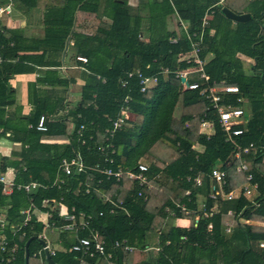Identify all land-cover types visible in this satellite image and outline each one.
<instances>
[{"label":"trees","instance_id":"trees-1","mask_svg":"<svg viewBox=\"0 0 264 264\" xmlns=\"http://www.w3.org/2000/svg\"><path fill=\"white\" fill-rule=\"evenodd\" d=\"M18 2L29 10L35 0ZM57 2L78 7L77 14L68 18L60 11L57 21L46 15L44 40L64 38L72 28L73 45L68 50L74 53L73 57L86 58L85 64L77 63L83 84L78 102L68 108L64 99L73 79L63 77L55 69L46 72L41 82L49 89L42 98L33 95V109L26 118L20 116V108L14 105L13 92H7L6 83L8 76L32 68L25 64V57L16 63H0V138L8 134V139L19 144L18 151L11 153L17 159L0 158V173L10 168L15 172V184L33 181L49 187L30 194L36 209L49 213L45 223L31 216L20 227V212L27 208L28 197L15 190L4 196L0 184V216L8 220L0 230L5 240H0V264H24L23 246L30 238L35 240L28 244L27 264H47L43 246L35 238L41 232L44 242L55 248L50 257L54 264H78V253L68 249L86 233L62 231L63 222L53 210L39 206L43 199H54L67 209L73 207L75 213L93 215L91 226L110 257H85L81 264H264V245L258 246L264 243V0H222L221 5L219 0L139 2L147 11L143 33V19L132 14L125 0H49L48 4ZM223 7L234 14H248V21L234 23L225 19L220 14ZM170 16L177 19L176 31L165 30V18ZM204 16L206 24L201 26ZM56 22L58 26L63 24L60 28L64 31H56ZM201 28L197 58L203 62L201 68L209 84L218 88L235 86L239 92L224 95L219 102L243 109L241 123L232 127L240 130V135L232 136V143L240 147L251 144L254 152L237 159L233 157L234 144L225 139L209 100L199 95V90H182L175 75L194 67L193 63L180 60L192 51L188 35H198ZM14 36L11 31L0 30L1 58L14 56L15 47H7ZM140 37L146 42H139ZM192 39L198 40V36ZM56 51L57 57L63 54V42L57 49L44 45L40 54L42 67L59 66L46 61ZM65 52L61 54L64 57ZM144 79L146 83H142ZM238 96L243 103L236 102ZM122 109L130 118L114 128L113 122ZM59 110L60 115L49 121V116ZM40 116L44 117L43 132L35 129ZM201 122L212 124V128L203 129L206 135L199 132ZM107 143L114 149L112 154L96 150L105 148ZM195 145L202 150L196 151ZM77 155L87 166L99 163L111 171L120 167L124 174L118 182L89 171L66 177L59 164ZM138 163L147 165L142 173L146 178L142 187L127 177L128 172L137 174ZM239 166L246 170L236 172ZM213 168L225 175L223 193L234 191L235 195L231 200L219 198L216 213L204 218L202 213L213 207L207 198ZM197 175L201 185L194 187L192 180ZM246 175H251L249 182L256 185L251 200L240 190L247 182ZM56 177L60 184L55 182ZM84 182L94 187L89 195L82 192ZM77 188L80 193L75 191ZM108 196L115 203L120 202L124 211L115 209L109 215L108 207L101 203ZM175 205L187 208V215L179 213ZM227 211L232 215H227ZM98 212L102 216L98 217ZM196 215L199 220L194 224ZM175 220H187V228L175 226ZM14 226L24 233L23 237L12 235ZM151 235L156 239L155 252L144 250ZM114 242L123 243L113 249ZM14 245L17 251L7 262L10 257L6 251ZM35 250L40 253L38 258L32 257ZM150 253L152 259L147 257Z\"/></svg>","mask_w":264,"mask_h":264},{"label":"built area","instance_id":"built-area-1","mask_svg":"<svg viewBox=\"0 0 264 264\" xmlns=\"http://www.w3.org/2000/svg\"><path fill=\"white\" fill-rule=\"evenodd\" d=\"M218 3L219 4L222 3V0H219ZM7 11H8V7H5L4 9H0V13L7 12ZM205 24H206V16H204V18L201 20V26ZM184 27L185 25L182 26V28ZM202 28L200 32L198 33V35H195V34L188 35L187 38L189 39V42L191 44L192 51H191V54H188L187 56L181 58L180 60V61L184 60V62L186 63L191 62L194 64V67H190L188 70L176 72L175 75L179 79L183 78L184 82L182 83L180 82L182 90H188V91L199 90V95L204 96L206 99L209 100V103H211L212 109L215 110L216 112L219 126L222 132L226 136L225 139L228 142L232 143V136L240 135V130H233L232 127L241 123L243 109L241 106H231L225 101L223 102V105H220L219 102L222 101L221 99L222 96L238 95L239 92H238L237 87L235 86H223V87L218 88V87H214L213 83L209 84L208 78L201 68L203 65V62L197 58V52L199 51V45L201 44L200 40H201V35H202ZM197 36H198V40L192 39ZM172 42H174V40ZM75 61L81 64H85L86 58L80 55H76ZM1 62H2V59L0 58V63ZM164 73H166V70H164ZM191 73L198 74L199 82L190 83L187 81V75ZM146 81L147 80L144 79L142 80V83H146ZM184 83L186 84V86L184 85ZM236 102L239 104L243 103V98L238 96V98L236 99ZM124 104L125 103H123V105ZM129 118H130L129 113H127L125 109H122L120 112V117L113 122V127L117 128L121 126L123 120H127ZM206 128L207 129L212 128V124L201 122L200 127H199V132L202 133L203 129H206ZM35 129L40 132L45 131L43 116H40L38 118ZM81 129L82 128H80L79 131ZM79 131L77 132V134L80 137L81 134ZM203 134L206 135L205 131L203 132ZM109 137H111L110 134H109ZM232 144H234L233 157L235 159H237L239 155H248L254 152V148L251 144H249L248 146H244V147L237 146L235 143H232ZM96 150L99 152H104L105 150H107L110 154L114 152V149L111 143H107L105 148L97 147ZM108 162L110 163V160ZM262 163H264V155L262 157ZM59 167L62 170V173L66 177L75 175V174L78 175L79 173H84V172L87 173V171H89L91 173H95L99 176L104 177L105 180L113 179L115 182H118L124 174L120 167H117L116 171H111L109 168L101 167L99 163L98 164L93 163L91 166L89 165L87 166L83 162V159L80 158L78 155L69 160H66V159L61 160ZM136 169H137V172H136L137 174H132L131 172H128L127 177L131 180H135L137 182L138 187H142L145 184V180H146V178L143 176L142 173L146 171L147 165H145L144 163H138ZM245 170H246L245 166H239L236 169V172L238 171L243 172ZM11 176L12 177H10L9 179H5L4 175H0V184H2L1 192L4 195L9 196L12 193V191L15 190V191H21L26 196H29L30 194L37 191L38 189H42V190L49 189V187L43 186L33 181L28 182L26 184H15V182L13 181L14 175L12 174ZM224 176H225L224 173L218 170L217 168L211 169L209 173V179H210L209 190L210 191H209L207 198H209L213 202V207L209 212H203L202 217L207 218L216 213V205H217V201L219 198H222L224 200L233 199L235 195L234 191L227 193V194H224L222 191L221 187H222V184L224 183L223 181ZM250 180H251V175H246L247 182L240 189L242 192V195L248 200L252 199L251 197L253 196L255 189H256V185L250 184L249 182ZM88 181L91 182V180L89 179ZM97 181L98 183H95L96 185L99 184L100 180H97ZM55 182H58V184L61 183V181L57 177L55 179ZM192 183L194 187L201 185V180L198 175L193 178ZM90 189H94V187H91L90 183L84 182V188H82L83 194L89 195ZM75 191L77 193H80L79 188H77ZM188 194L189 192H186L185 196L187 197ZM136 195L137 197H140L141 194L137 193ZM60 200L61 199L59 198V201ZM101 203L108 207L107 213L109 215L114 214L115 209L124 211L120 202L115 203L113 198H110L109 196L103 198ZM39 206L42 208L48 206L50 209L53 210L55 216L59 220H61V222H63L61 226L62 231H65L66 233H69V234H75V235L76 233H79V232L86 233L82 238H79L74 243H72L68 249V251L70 252L78 253V258H79L78 264H81L85 257H88V258L97 257L98 259H102V260L109 259L110 253H108L105 250L104 242L99 239L96 232L94 231V228L91 226L93 222L92 214H86L82 212L75 213L73 207H70L67 209L63 205L55 202L54 199L53 200L43 199L40 201ZM175 208L178 209V212L182 213L184 216H186L188 213L187 208H185L183 205H175ZM34 212H38V211H36V207L34 203L32 202V200H30L28 202L27 208L24 210H21L20 212L21 215L23 216V221L20 227L25 226L28 223V221H30V217L31 215H33ZM48 214L49 213L46 212V213H43L42 215L47 218ZM226 214L232 215L230 211H227ZM97 216L98 217L102 216V213L98 212ZM198 220H199V216L196 215L194 217V224H196ZM178 221L180 220H175V222H178ZM38 222H42L43 224L45 223V221L41 220L39 217H38ZM7 224H8V220L5 217L0 216V230L3 229L5 225ZM210 227H211L210 224H208L207 229H210ZM57 230L58 231L60 230L59 226L57 227ZM19 232H20L19 227L14 226V232L12 233V235L19 234L20 237H23L24 233H19ZM225 232L228 233L229 229H226ZM35 238L36 240H40V242L42 243L45 241V237L42 232L37 234ZM0 240L5 241L1 235H0ZM122 243L123 242H121L120 244L117 242H114V244L112 245V248L113 249L117 248L118 246L122 245ZM263 245L264 243H259L258 246L261 248L263 247ZM124 248L127 249L126 247ZM144 248H145L144 250H147L148 246H145ZM54 249L55 248H52L50 244H47L44 242V245L41 250L46 251L49 257H51L54 254V251H55ZM1 251H4V249H1ZM16 251H17L16 245L12 246L8 251H6V255L8 254L10 257L9 260H7V262H9L10 260L14 258L13 255L14 253H16ZM39 255H40L39 252L33 253L32 257L38 258Z\"/></svg>","mask_w":264,"mask_h":264},{"label":"crops","instance_id":"crops-1","mask_svg":"<svg viewBox=\"0 0 264 264\" xmlns=\"http://www.w3.org/2000/svg\"><path fill=\"white\" fill-rule=\"evenodd\" d=\"M18 1L19 0H0V9L8 7L7 12L0 13V30L4 29L7 31H11V33L15 34L13 40L7 44L8 48L15 47L14 56L0 58L2 59V61H4L5 64H9L16 63L20 57H25V64L28 65V68H32L31 71H26L20 74L8 76V80L6 83L7 92H13L14 105L20 108V116H25L27 118L30 115L31 110L33 109V105L30 104V102H32L33 95L35 94L37 98H42L43 95H46L45 92L47 91V89H49L45 84L41 82L42 77L47 74L46 72H49L50 70L53 71V69H55V71L60 72L63 77L65 76L66 78L73 79L74 83L69 86L67 94L65 95L64 103H66L67 97L69 96V89L80 83L83 84V82L79 78L80 73H78L76 77L70 75L71 71L78 70V72H81V70L77 67L78 62H76L75 57H73L74 53L68 50L70 49L69 47L73 45V40L70 39L72 28L70 29L69 34L64 38L62 36L60 38H54L52 42H48L46 41V39L44 40L45 29H47L46 15L53 16V20L57 21L58 17L60 16L59 12L64 11L62 13L63 15L61 14L62 16L74 18L77 14L76 10L78 7L69 4H63L62 2H57V5H49V0H35L34 5L29 10H26ZM99 10L101 11L100 8ZM59 21L60 23L63 22L61 20ZM56 25V31L57 29H59V31H64L63 28H60L63 24H59L58 26V22H56ZM62 42L63 49L66 44V57L62 56L61 54L58 55L59 57H57V51L55 55H53V57L51 55L46 57L47 62L59 66L55 68L42 67V65L44 64L43 61L40 60V54L42 49H44V45L50 46L53 49H57L58 47H61ZM77 95H79V93ZM65 105L67 106V103ZM67 107L69 108V106ZM60 111L62 110H59L57 113L49 116V121H53L57 116H59ZM211 133L212 132L210 131V134ZM7 135L8 134H6L5 137L0 138V153L2 154H0V158L4 157L9 160L17 159V156H11V153H16L18 151L19 144L17 142H12L11 139H8ZM194 149L198 152L202 150L201 147L198 145H195ZM6 172L7 179L12 177V174L15 175L14 170L10 168H6V170L0 173V175H4ZM27 197V202L32 200L31 195ZM36 211L38 210L36 209ZM42 214L43 213H40L38 211L34 212L31 216L35 218L38 222V217L41 218V216H43ZM183 222L185 226H182L181 228L187 227L188 221L183 220ZM152 243L154 244V241H152ZM36 251L38 252V250H35V253H37Z\"/></svg>","mask_w":264,"mask_h":264},{"label":"rangeland","instance_id":"rangeland-1","mask_svg":"<svg viewBox=\"0 0 264 264\" xmlns=\"http://www.w3.org/2000/svg\"><path fill=\"white\" fill-rule=\"evenodd\" d=\"M125 1L131 7L132 14L133 15L137 14L139 17H141L143 19L142 27L140 28L141 29V33H143V31H146V28H147V21H146L147 11H146V9L144 7H140L139 2L144 3V2H147L149 0H138V2H137V0H125ZM221 4L222 3H220L219 5H221ZM103 21L106 22L107 20L106 19H103ZM164 23H165V30L176 31L178 29V27H176L177 26L176 24L178 23L176 17H171V16L170 17H166ZM138 41L139 42H146V39L140 37V38H138ZM61 54H62V52H61ZM237 57L240 58V59H244V57H242L240 55H237ZM71 62H72V60H71ZM78 73H79L78 70H75V71H71L70 75L76 77L78 75ZM187 80L199 82V79H198V75L197 74H189V75H187ZM78 85H76V86L72 87L71 89H69V92H68L69 93V96L67 97V101H66L67 106H69V108L73 104H76L77 101H78V98L79 97H78L77 94L79 93V90H80V87H81L82 84L80 83ZM6 174H7V172L4 174V176H5L4 178L5 179H7ZM199 199H200V201L203 200L201 198H199ZM45 218H46L45 216H41L40 219L43 220V221H45L44 220ZM173 224L175 226H180L181 225L180 227L185 226L183 221H179V222H175L174 221ZM66 236L69 237L68 235H66ZM155 240L156 239H155V237L153 235H151V236H149L147 238V242H146L147 243V246H148L147 251H149V252H155L156 251L155 250L156 249V241ZM152 241H154V244L152 243ZM157 248H159V246H157ZM152 255L153 254L150 253V254L147 255V257L152 259V257H153ZM30 264H32V263L30 262Z\"/></svg>","mask_w":264,"mask_h":264},{"label":"water","instance_id":"water-1","mask_svg":"<svg viewBox=\"0 0 264 264\" xmlns=\"http://www.w3.org/2000/svg\"><path fill=\"white\" fill-rule=\"evenodd\" d=\"M220 14L225 19H228V20H230V21H232L234 23H244V22L248 21V19H249V15L248 14H234L231 11H229L227 8H224V7L220 9ZM65 50H66V44H65L64 49H63V54H64ZM180 82L181 83L184 82L183 78L180 79ZM184 85L186 86L185 83H184ZM32 239H34V238L28 239L25 242L24 246H23L24 264H27V257H28L27 247H28V244L30 243V241ZM40 245L43 246L44 244L42 242H40ZM44 256H45V260H46L47 264H54L53 261L50 259L49 255H48V253L46 251H44Z\"/></svg>","mask_w":264,"mask_h":264}]
</instances>
